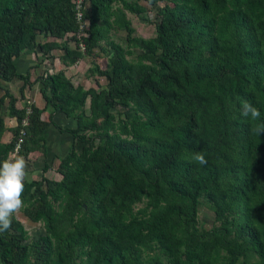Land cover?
<instances>
[{"label":"trees","instance_id":"1","mask_svg":"<svg viewBox=\"0 0 264 264\" xmlns=\"http://www.w3.org/2000/svg\"><path fill=\"white\" fill-rule=\"evenodd\" d=\"M145 1L157 8L150 36L134 33L125 15L145 10L139 0H81L76 49L40 45L34 28L76 31L75 0H0V78L27 82L13 58L35 45H61L65 65L94 46L106 55L91 68L105 78L98 90L73 84L61 66L43 69L47 119L0 95V133L4 95L16 118L0 160L20 127L24 157L45 153L48 124L68 137L60 178L26 180L22 212L44 232L23 241L15 217L0 234V264H264V136L253 131L260 121L241 115L248 101L264 120V0ZM120 28L123 44L110 37ZM198 151L207 164L193 162ZM200 206L212 211L209 227L199 224Z\"/></svg>","mask_w":264,"mask_h":264},{"label":"rangeland","instance_id":"2","mask_svg":"<svg viewBox=\"0 0 264 264\" xmlns=\"http://www.w3.org/2000/svg\"><path fill=\"white\" fill-rule=\"evenodd\" d=\"M139 2L145 6V10L141 11L139 13H133L131 11L126 10L125 15L129 19V22L132 24L134 27V33L142 35V36H150L154 34V27H153V22L152 20L155 19L157 16V8L156 7H150V4H148L145 0H139ZM158 4H160L162 1H157ZM37 23H34V28L37 31L36 39L37 43L40 45L45 44V42L54 40L55 42H58L59 44L66 43L68 48H76V49H82V47L79 46L80 41H75L79 33L76 31H67L65 32L64 35L61 36H54L49 33H43L38 30L37 28ZM116 31L111 30L110 32V37L114 41H118L120 43H124V34L125 31L124 29H115ZM43 46L40 47L39 45H35L34 48H25L22 52H30L31 50L37 51L38 52V57L40 59L45 58L47 60L41 61V68L45 67H50L52 65V69L57 68L58 66H61L65 72V75L69 77V79L75 83V84H80L84 88L86 87H94L95 89H100L103 88L105 85V78L102 74H97L95 72H92L91 68L93 63H98L100 67H103L105 65L106 61V55L99 49L98 46H94L91 49L90 53H82L79 58L74 61L73 63L70 64H63L62 62H59L58 59L56 58L60 52L63 51V48L61 45L50 48L48 51L44 50L43 51ZM137 52V50H135ZM50 56V57H48ZM15 60V57L13 58ZM17 60V59H16ZM17 62V61H16ZM60 64V65H59ZM49 68V69H50ZM1 108V113H2ZM84 109L85 112L88 113V97L85 99L84 103ZM114 111V108H112ZM45 114V113H44ZM69 119L64 118L61 121V123H58L62 126H67L69 127L72 122H68ZM46 129V128H45ZM44 132V131H43ZM54 136L52 135L50 137V134H46V139L50 137V146L52 147L51 151L52 153L47 156V159H49V163L54 165V169L57 170V164L59 163V155H62L65 153L66 149L68 148V137L67 133L64 132H59L57 131L56 136H55V131L53 132ZM56 139L58 140H63L61 141L63 143V146H60L58 148V143L56 142ZM43 144L44 141H43ZM60 149V150H59ZM44 156H46L44 154ZM25 159L28 162V177L27 179H36L38 178L39 172H40V166L43 163L41 161V155L39 152H30L25 156ZM45 162V161H44ZM57 174V173H55ZM60 177V175H59ZM143 203L142 201H137L133 204V209H136L137 207L141 206ZM21 225V229L23 230L24 234L27 235V237L23 240L25 242L36 238L39 234H42L44 232V228L42 225V222L37 220V221H32L30 220L27 216L23 214L21 211L15 216ZM197 218L199 221V224L203 227H209L211 223L213 222V216H212V211L206 209L203 206H200L197 211Z\"/></svg>","mask_w":264,"mask_h":264},{"label":"crops","instance_id":"3","mask_svg":"<svg viewBox=\"0 0 264 264\" xmlns=\"http://www.w3.org/2000/svg\"><path fill=\"white\" fill-rule=\"evenodd\" d=\"M17 59V60H16ZM47 60L46 57L40 59L38 57V52L31 50L30 52H21L18 56L15 57L14 63L16 66V70L21 73H26L28 75L27 82H23L21 78L19 77H13L10 80H5L0 78V95L3 94L4 90H7L13 97V105L14 107L20 108L22 106H26L30 103L35 104L39 108H43L40 116L41 118L47 119L48 115V109L44 106V99L41 96V93L39 91V85L36 81L37 76L43 71V67L41 68V61ZM17 61V62H16ZM52 67V65H50ZM72 82V81H71ZM73 83V82H72ZM75 84V83H73ZM8 100L9 96L4 95L3 101H2V117H3V123H4V129H2L0 133V141H7L11 136V129H13L14 125L16 124V118L13 113L8 111ZM45 113V114H44ZM65 118V117H64ZM53 119L57 123H61L63 120V115L61 113H55L53 115ZM55 131V136L58 131V129L53 124H48L46 126V129H44L43 136H44V146H45V153L40 150H33L30 152H39L41 155V161H45L47 163V166L45 169H42V166L44 164H41L40 166V172L39 175L43 174L47 178L50 179H59V175L61 176L60 172L54 169V165L50 164L47 159V156H49L52 151V147L50 146V137L53 135ZM46 134H50V137L46 139ZM63 140H57L58 148L60 146H63V143L61 142ZM60 150V149H59ZM44 154L46 156H44ZM21 155V154H20ZM23 156V155H22ZM57 173V174H55Z\"/></svg>","mask_w":264,"mask_h":264},{"label":"clouds","instance_id":"4","mask_svg":"<svg viewBox=\"0 0 264 264\" xmlns=\"http://www.w3.org/2000/svg\"><path fill=\"white\" fill-rule=\"evenodd\" d=\"M241 115L251 121H260L253 129L256 136H264V120L261 119L260 110L248 101L242 102ZM193 162L200 165L207 164L205 154L195 152ZM28 162L17 151L0 160V234L11 229L13 219L25 208L23 193L28 177Z\"/></svg>","mask_w":264,"mask_h":264},{"label":"built area","instance_id":"5","mask_svg":"<svg viewBox=\"0 0 264 264\" xmlns=\"http://www.w3.org/2000/svg\"><path fill=\"white\" fill-rule=\"evenodd\" d=\"M80 2H81V0H75L76 10L74 11V17H75L76 21H78L76 32L79 34H84V28L86 26H85V21L81 18V14H80V11H81ZM79 46L83 47L82 42L79 43ZM47 68L49 69L50 67H47ZM49 70H52V68H50ZM21 122H22V124H25L26 119L22 118ZM23 129H24L23 127H20L19 129H17L16 135H15V140L13 142L12 149L10 150L8 157L13 155L17 151L19 142L21 141L22 135L24 132Z\"/></svg>","mask_w":264,"mask_h":264}]
</instances>
